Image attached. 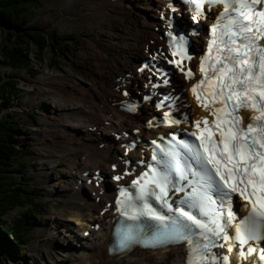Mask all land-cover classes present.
<instances>
[{
	"label": "rangeland",
	"instance_id": "rangeland-1",
	"mask_svg": "<svg viewBox=\"0 0 264 264\" xmlns=\"http://www.w3.org/2000/svg\"><path fill=\"white\" fill-rule=\"evenodd\" d=\"M100 2L105 0H43L30 16L34 20L30 26L50 33L52 41L53 37L57 38L54 40L56 46L57 42L75 43L74 49L59 44L62 50L47 51L44 58L36 59L39 71L36 74L28 69L0 66V71L11 74L20 82V95L14 97L7 110H13L16 121L22 118L27 123L29 130L18 131L19 142L23 144L21 148L27 153L20 158L29 162L26 175L35 178L33 181H25L23 177L8 181L7 186L43 203V206L36 205L41 209L39 222L42 225L35 227L33 238L25 243L28 248L19 253L23 264H63L64 261L70 264V260L65 259L73 255L68 242L80 240L78 231L75 234L67 231V219L57 221L60 212L69 216L67 201H74L66 196L69 180L64 170L67 161L79 157L77 151L69 150L62 140H55L58 135L63 138V126L69 119L58 112L59 100L73 93L82 95L89 85L96 91L99 84L109 83L110 78L118 75L121 67L132 71L138 66L142 53L147 54L146 42L152 41L153 32L146 28L149 23L151 25L154 13V5L149 1L122 0L117 3L116 0V4L99 9L96 6ZM6 33L0 24V40L6 41ZM70 33L76 34L73 37ZM31 38L27 35L33 56L42 50L43 40L37 44ZM77 40L79 43L75 42ZM5 52L0 50V56ZM57 55L59 61L55 63L52 58ZM41 76L43 78L39 80ZM89 100L93 102L95 97H89ZM117 152L118 149L111 146V154ZM12 173L22 175L20 171ZM29 206L35 205H18L8 210L5 218L12 223ZM67 221L76 225L75 220ZM15 260L16 257L0 255V264H16Z\"/></svg>",
	"mask_w": 264,
	"mask_h": 264
},
{
	"label": "bare ground",
	"instance_id": "bare-ground-1",
	"mask_svg": "<svg viewBox=\"0 0 264 264\" xmlns=\"http://www.w3.org/2000/svg\"><path fill=\"white\" fill-rule=\"evenodd\" d=\"M121 1L119 0L120 3ZM147 1L154 5V13H152L151 25L149 23L146 28L152 30L153 38L157 40L155 44H150L152 48L150 53L162 54L164 51L167 52L165 43L167 39L161 40L159 30L156 31L155 28H158L160 23V13L162 11L170 13L167 7L169 5L166 0ZM110 2L112 5L116 4V0ZM185 20L183 16L182 22ZM189 27V31L193 33V29L197 26L190 23ZM203 38L202 30L196 29L195 53H200L199 44ZM196 60L198 59L194 61ZM142 61L144 62L143 58ZM141 62L132 71L122 68L118 75L110 78L109 83L99 84L96 94L100 97L92 96L90 94L92 88L89 86L86 88L87 92L82 95L73 93L70 97L59 100L58 112L68 116L69 119L63 126V138L60 139L61 136L58 135L55 140H62L69 150L77 151L79 154V157L67 161V168L64 170L69 180L66 196L74 200L72 203L67 201L70 210L67 214L70 216H63L64 212H60L57 216L58 222L62 219L75 220V226L65 220L66 229L71 234L79 232V241L68 242L73 255L65 259L70 260V264H185L187 249L183 244L159 249L135 247L125 253H115L111 250L114 241L112 217L117 213L113 200L118 193L117 185L127 180L138 168L137 165L145 166L143 164L147 161V157L144 155V150L148 149V155L151 153L149 138L156 133V116L159 114L156 108L161 109L163 114L173 108L165 104L167 101L164 106H157V103L149 101L151 99H146L144 106L134 114H129L121 108L122 101L133 98L135 91L155 88L148 84V80L154 79L161 70L157 65L154 68L155 75L150 77L148 72L143 71ZM129 72H134V75ZM177 77L179 87L177 86L175 92L181 93L184 86L187 88L189 83L184 74H179ZM42 78L43 76L38 79ZM89 97H95V101L92 102ZM193 100L190 99L193 112H203L200 105ZM179 110L183 111L180 108ZM161 129L164 127L162 126ZM133 140L139 141L138 144L132 146ZM111 145L119 148L118 154H111ZM115 174H118L120 179H117ZM163 209L169 215L173 214ZM241 209L243 210L242 207ZM27 217L29 218V215ZM86 239L89 241L85 242ZM226 251L224 249V253ZM244 260H241L240 264H248ZM224 261L221 259L220 263L225 264ZM68 262L64 261L63 264Z\"/></svg>",
	"mask_w": 264,
	"mask_h": 264
},
{
	"label": "snow or ice",
	"instance_id": "snow-or-ice-1",
	"mask_svg": "<svg viewBox=\"0 0 264 264\" xmlns=\"http://www.w3.org/2000/svg\"><path fill=\"white\" fill-rule=\"evenodd\" d=\"M262 0H252L251 4L240 3V9H246L247 11H238V18L235 21H230L229 36L230 44H234L235 40L232 39L233 36L239 37L243 36L244 40L247 41L245 44L238 46L237 55L233 58L231 55L227 57L229 61L233 64V67H224L219 69V72L223 75V78L229 83L223 82L219 84L221 95L223 96L222 103H225L227 107V102H231V112L225 113V119L221 121L220 116L217 115V120L214 127L220 132V144L223 145V148L217 147L215 141L212 140V136L200 135L197 138L200 140V146L204 148L205 160L207 165H211L215 170V175L220 178V181L223 182V185L227 187L231 192H239L241 195H244L246 192V187L240 188L238 184L245 183V177H247V185L253 186L252 196L256 195V186H259L260 195L255 200H250L251 203V213L249 219L244 221L241 225V232L239 239L241 242L245 241V234L249 238L255 237L261 230H264V48L257 47L256 52L258 55V67L259 74H255L253 69L257 66V60L252 59L249 55L252 52L253 47V37L251 35H246L250 33L252 28L250 25L246 26L243 20L239 19L240 16H243L245 19L250 20L251 23L259 25L256 31L258 35L255 39L264 38V10L255 11V5H258ZM229 4H225V14L228 12ZM259 17L258 20H251V17ZM234 25L238 31L231 32V26ZM215 32V28L213 29ZM231 53L233 49L229 48ZM174 55L176 53H173ZM239 65V67H236ZM203 71V66L201 68ZM191 75V72H189ZM204 81H201L200 84H203ZM200 84H197L193 89V93L196 94L197 88L200 87ZM225 89H228L226 93ZM200 97L197 95V101L199 102ZM239 109H248L258 112L259 115L250 116L249 123L247 125V131H244L243 128L238 125L242 123V118L239 116H232V112H235ZM222 111V110H217ZM215 114V113H214ZM199 121L197 122V128H199ZM204 124L207 125L208 121L204 120ZM255 124V129H254ZM222 125H227L225 128ZM202 131H207L205 128ZM255 131V135L252 133ZM205 140H208L211 143V148L205 146ZM155 159V157H153ZM120 179V177H117ZM135 183V182H134ZM157 187L159 188V194H154L156 200H161L163 197L168 195L167 185L161 181H156ZM182 190V189H181ZM147 195V192L144 188L140 189L138 198L143 199ZM129 199H131L129 197ZM245 199L248 200L249 196H245ZM123 205V201H118ZM195 207V205H193ZM203 206L201 205V215H206L203 212ZM123 214L127 215V212ZM139 215L151 216L152 219L161 222L164 227V231L157 238L158 242H164L168 239H183L185 238V230L191 231L190 227L180 221L177 223V220L170 221L171 229L169 230L168 224L165 223V217L156 213L147 203L143 205L142 211ZM183 217H186L188 221L192 222L196 228H199L202 231L201 234L206 232L213 231L209 228L208 224L203 223L200 219H197L196 216L191 215L189 212H184L181 214ZM138 218V215L134 212L131 216V219L135 220ZM179 219V218H178ZM213 224H216V221H212ZM223 232L218 224H216V232L214 234L219 235ZM132 237L130 234L125 235L124 240H122V246H125V241L131 240ZM225 240L228 239L227 235L223 237ZM144 243H149V241H144ZM207 247V246H205ZM192 264H195L193 261ZM225 264H227V257H225Z\"/></svg>",
	"mask_w": 264,
	"mask_h": 264
},
{
	"label": "trees",
	"instance_id": "trees-1",
	"mask_svg": "<svg viewBox=\"0 0 264 264\" xmlns=\"http://www.w3.org/2000/svg\"><path fill=\"white\" fill-rule=\"evenodd\" d=\"M40 0H0V24L5 30L6 41L0 40V48L4 49L9 56V60L5 63H11L14 66H30L31 43L27 39V35L32 37L34 41L43 40V50L49 47L48 37L41 29H36L30 26L28 13L32 10V6ZM29 24V25H28ZM30 26V27H28ZM35 29V31H34ZM33 32H30L32 31ZM0 62H2L0 60ZM4 78L0 75V170H5L2 167L9 165L13 166L17 162L15 156L20 152L17 142L15 128H20V123H14L13 120L5 119L1 114L3 109L8 105V99L11 95H15L13 89L15 88L14 80L3 82ZM15 200L8 196H0V255H16L17 248H21V242L27 239L31 228L34 224L33 218L38 216L36 213L31 215L33 209L25 211L22 217L19 218L15 225L7 224L8 222L3 217L5 211L14 206ZM29 215V218L27 217ZM9 232L12 238H9ZM14 239L15 241H13ZM20 242V244H19Z\"/></svg>",
	"mask_w": 264,
	"mask_h": 264
}]
</instances>
